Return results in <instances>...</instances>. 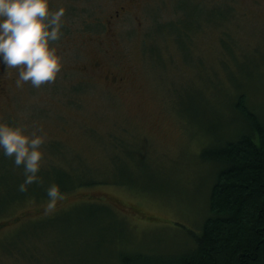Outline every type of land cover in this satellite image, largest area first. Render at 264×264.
Instances as JSON below:
<instances>
[{
	"label": "rangeland",
	"instance_id": "obj_1",
	"mask_svg": "<svg viewBox=\"0 0 264 264\" xmlns=\"http://www.w3.org/2000/svg\"><path fill=\"white\" fill-rule=\"evenodd\" d=\"M132 2L50 0L51 9L65 8L53 42L63 67L52 82L17 87V69L0 65V120L45 135L41 168L63 164L62 146L96 180L103 168L128 183L78 188L51 210L48 199L9 207L0 215V264H118L123 252L186 253L209 216L218 169L204 151L242 132L232 110L239 94L264 118V0ZM115 135L133 158L110 159ZM9 164L4 200L25 179L22 165ZM86 203L114 215L76 207ZM66 210L47 229L29 228ZM26 227L22 256L8 240Z\"/></svg>",
	"mask_w": 264,
	"mask_h": 264
},
{
	"label": "trees",
	"instance_id": "obj_2",
	"mask_svg": "<svg viewBox=\"0 0 264 264\" xmlns=\"http://www.w3.org/2000/svg\"><path fill=\"white\" fill-rule=\"evenodd\" d=\"M236 99L237 104L233 103L235 106H232V110L244 128L235 139L220 137L216 146L204 151V158L216 163L218 169L208 200L209 216L203 221L199 233L190 234L192 246L186 253L168 258L123 252L119 254L118 264H264V118L245 105L242 94ZM109 145L112 161H124V156L133 158L131 148L117 135L111 138ZM61 149L63 164L57 166L52 163L51 167H40L38 176L42 185L34 187L35 190L28 185L27 191L10 195L6 192V199H0V215L9 207L28 198L48 199L46 190L53 182L59 185L62 195L96 184L128 185L127 181L114 171L111 173L110 169L101 168V180H96L83 161L77 160L78 163L73 165ZM6 157L9 156L0 151V179L4 177L2 174L5 173V168L6 171H11L9 163H14L13 157H9L12 160L8 159V162L4 159ZM70 158L75 159L74 156ZM114 167L112 164L110 168ZM23 170L22 165L21 171L24 172ZM76 207H82L89 216L90 213L96 215L100 212L109 213L111 216L113 214L108 207L98 203H86ZM61 212L46 220L33 222L29 228L47 229L45 226L48 222L54 225L60 216H68V210ZM29 228L21 229L20 235L16 232L9 238L11 251L24 255L21 249L26 247L22 245L24 240L21 237H24Z\"/></svg>",
	"mask_w": 264,
	"mask_h": 264
},
{
	"label": "clouds",
	"instance_id": "obj_3",
	"mask_svg": "<svg viewBox=\"0 0 264 264\" xmlns=\"http://www.w3.org/2000/svg\"><path fill=\"white\" fill-rule=\"evenodd\" d=\"M64 13L63 6L51 9L50 0H0V65L17 69V87L30 82L39 88L57 78L63 64L53 42L62 35ZM44 140L43 134H29L22 125L0 120V150L24 167L20 191L39 182ZM46 191V208L51 210L62 194L55 182Z\"/></svg>",
	"mask_w": 264,
	"mask_h": 264
},
{
	"label": "flooded vegetation",
	"instance_id": "obj_4",
	"mask_svg": "<svg viewBox=\"0 0 264 264\" xmlns=\"http://www.w3.org/2000/svg\"><path fill=\"white\" fill-rule=\"evenodd\" d=\"M131 1H133V2H135V0H131ZM132 2V3H133ZM117 15V14H116ZM115 16V15H114ZM4 88H5V85H2V84H0V93H3L4 92Z\"/></svg>",
	"mask_w": 264,
	"mask_h": 264
}]
</instances>
